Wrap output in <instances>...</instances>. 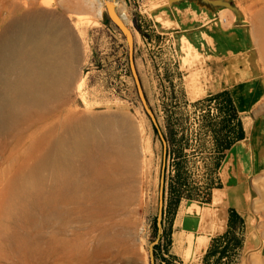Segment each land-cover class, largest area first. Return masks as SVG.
Segmentation results:
<instances>
[{"label": "rangeland", "instance_id": "1", "mask_svg": "<svg viewBox=\"0 0 264 264\" xmlns=\"http://www.w3.org/2000/svg\"><path fill=\"white\" fill-rule=\"evenodd\" d=\"M153 1L0 0V42L8 29L9 39L21 37L34 22L29 12L46 11L72 31L80 58L66 97L0 136V264H184L170 255L177 211L187 201L210 198L219 186V143L235 136L225 98H217L222 72L214 59L229 52L156 33L149 14L159 2ZM225 2L235 25L246 30L242 46L264 76V54L254 37L264 0ZM0 75L14 77L4 70ZM95 114H122L134 123L143 161L134 180L116 187V198L100 208L68 200L62 215L24 226L9 223L5 203L15 179L75 118ZM98 176L84 171L80 180ZM178 196L179 207L170 213ZM15 232L26 240L15 241ZM243 241L240 233L230 242L222 239L218 250L228 244V252L207 254L201 264H264V252L245 250Z\"/></svg>", "mask_w": 264, "mask_h": 264}, {"label": "bare ground", "instance_id": "2", "mask_svg": "<svg viewBox=\"0 0 264 264\" xmlns=\"http://www.w3.org/2000/svg\"><path fill=\"white\" fill-rule=\"evenodd\" d=\"M27 15L34 22L26 25L21 37L9 39L8 29L0 42V74L1 70L14 74L13 78L0 75V136L60 102L78 75L79 49L69 27L46 11ZM254 37L264 54V13L257 17ZM141 148L134 123L122 114L75 118L35 164L15 179L5 217L21 226L45 221L66 213L61 204L68 200L80 207L100 208L116 198V187L129 184L139 173ZM84 171L99 176L82 182ZM11 236L15 241L26 240L19 232Z\"/></svg>", "mask_w": 264, "mask_h": 264}, {"label": "crops", "instance_id": "3", "mask_svg": "<svg viewBox=\"0 0 264 264\" xmlns=\"http://www.w3.org/2000/svg\"><path fill=\"white\" fill-rule=\"evenodd\" d=\"M153 2H159L154 8L150 6L149 14L156 33L227 49L229 55L214 57L222 72L218 93L225 92L233 100L245 133L225 152L219 186L210 198L180 205L173 223L170 255L184 264H201L215 240L230 231L233 212L243 220L237 234L244 240V249L263 253L264 76L257 72L252 54L242 46L247 44L248 34L235 25L234 13L225 0Z\"/></svg>", "mask_w": 264, "mask_h": 264}, {"label": "trees", "instance_id": "4", "mask_svg": "<svg viewBox=\"0 0 264 264\" xmlns=\"http://www.w3.org/2000/svg\"><path fill=\"white\" fill-rule=\"evenodd\" d=\"M221 96H224L227 110L230 113L231 120L229 123H231V122H234V124L236 123L235 124L236 126H234L236 128L232 129V131H235V136L231 140H228V137H226V138L222 139L219 143L221 158L223 159L225 156L224 155L225 152L231 148V146L234 142H236L237 140L243 139L245 137V133L243 130L241 116L237 113V110L234 106L233 100L225 92H223L217 98H219ZM225 129H226V127H225ZM170 134L172 135V132H170ZM179 201H180V196L177 197L176 201L173 204L171 203L169 205L170 213H173L175 211L173 209H176L179 207ZM242 225H243V220L241 218L237 217L235 212H233L232 218H231L230 231L225 236L215 240V242L213 243V246L211 247V250L209 251L207 257L214 256L217 253H220L221 255H225L228 252L229 247L227 244L226 246L224 245L223 247H221V251L218 250L219 249L218 247H220L219 244H220L221 240L222 239H229V242H230L231 239H234V236L237 233V228L241 227ZM236 246L240 247L241 241H238ZM157 249H160V248H157Z\"/></svg>", "mask_w": 264, "mask_h": 264}]
</instances>
